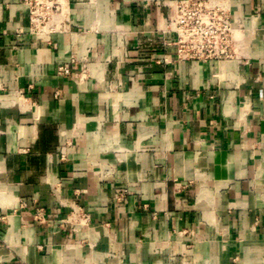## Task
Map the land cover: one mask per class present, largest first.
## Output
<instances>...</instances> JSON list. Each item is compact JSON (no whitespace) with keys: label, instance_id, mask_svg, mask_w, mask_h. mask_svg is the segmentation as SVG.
<instances>
[{"label":"crops","instance_id":"1","mask_svg":"<svg viewBox=\"0 0 264 264\" xmlns=\"http://www.w3.org/2000/svg\"><path fill=\"white\" fill-rule=\"evenodd\" d=\"M177 1L42 40L0 0V264H264V0H230L242 62L163 63Z\"/></svg>","mask_w":264,"mask_h":264},{"label":"built area","instance_id":"2","mask_svg":"<svg viewBox=\"0 0 264 264\" xmlns=\"http://www.w3.org/2000/svg\"><path fill=\"white\" fill-rule=\"evenodd\" d=\"M23 5L28 29L18 30L17 38L27 32L50 40L54 34L70 31V0H23ZM246 35L243 23L233 18L230 0H178L173 16L160 32L166 54L162 62H242L249 46ZM58 74L70 75V65L58 66ZM76 219L80 226L90 223L83 211Z\"/></svg>","mask_w":264,"mask_h":264}]
</instances>
